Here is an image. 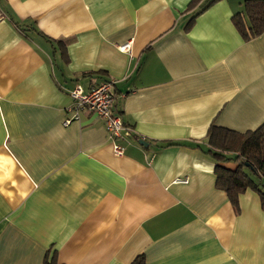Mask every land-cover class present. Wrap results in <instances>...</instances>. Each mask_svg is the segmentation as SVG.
I'll use <instances>...</instances> for the list:
<instances>
[{
    "label": "crops",
    "instance_id": "crops-1",
    "mask_svg": "<svg viewBox=\"0 0 264 264\" xmlns=\"http://www.w3.org/2000/svg\"><path fill=\"white\" fill-rule=\"evenodd\" d=\"M189 2L0 0V264H264L259 195L233 206L206 138L264 122V31L241 37L243 0L187 27ZM110 80L120 155L95 114L62 123Z\"/></svg>",
    "mask_w": 264,
    "mask_h": 264
},
{
    "label": "trees",
    "instance_id": "trees-1",
    "mask_svg": "<svg viewBox=\"0 0 264 264\" xmlns=\"http://www.w3.org/2000/svg\"><path fill=\"white\" fill-rule=\"evenodd\" d=\"M216 0H190L189 8L198 4L186 24L189 27L194 17ZM231 21L245 40L264 31V0H243L242 9L231 16ZM208 152L215 159V185L227 194L229 201L238 209V196L247 189L259 195L264 210V122L253 130L238 132L211 123L206 131ZM231 161L233 168L223 162ZM43 264H57L56 254L46 256ZM129 264H147L142 253Z\"/></svg>",
    "mask_w": 264,
    "mask_h": 264
},
{
    "label": "built area",
    "instance_id": "built-area-1",
    "mask_svg": "<svg viewBox=\"0 0 264 264\" xmlns=\"http://www.w3.org/2000/svg\"><path fill=\"white\" fill-rule=\"evenodd\" d=\"M119 47L122 50H127L129 43H124ZM112 85L113 81L111 80L103 81L92 86L89 90L84 91L79 84H76L69 90L72 103L66 109L69 116L65 117L62 123L63 125H67L72 120L79 119L82 111L95 114L104 122L112 146V152L120 155L123 149L118 141L132 136L133 133L131 127L124 124L121 115L113 110L115 96L112 92ZM134 136L137 137L138 135ZM139 140H143V137H140ZM177 180L185 181V179Z\"/></svg>",
    "mask_w": 264,
    "mask_h": 264
},
{
    "label": "rangeland",
    "instance_id": "rangeland-1",
    "mask_svg": "<svg viewBox=\"0 0 264 264\" xmlns=\"http://www.w3.org/2000/svg\"><path fill=\"white\" fill-rule=\"evenodd\" d=\"M261 184H262V186H263V188H264V179L262 180V183H261Z\"/></svg>",
    "mask_w": 264,
    "mask_h": 264
},
{
    "label": "water",
    "instance_id": "water-1",
    "mask_svg": "<svg viewBox=\"0 0 264 264\" xmlns=\"http://www.w3.org/2000/svg\"><path fill=\"white\" fill-rule=\"evenodd\" d=\"M140 142H142V144H145L146 145V143H144L143 140H140Z\"/></svg>",
    "mask_w": 264,
    "mask_h": 264
}]
</instances>
